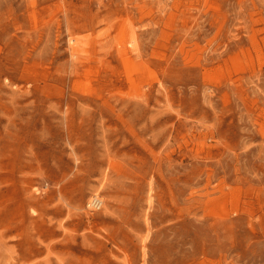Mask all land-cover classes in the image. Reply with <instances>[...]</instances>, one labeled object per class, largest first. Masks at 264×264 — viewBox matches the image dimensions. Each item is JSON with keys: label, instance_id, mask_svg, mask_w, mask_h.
Wrapping results in <instances>:
<instances>
[{"label": "rangeland", "instance_id": "obj_1", "mask_svg": "<svg viewBox=\"0 0 264 264\" xmlns=\"http://www.w3.org/2000/svg\"><path fill=\"white\" fill-rule=\"evenodd\" d=\"M0 264H264V0H0Z\"/></svg>", "mask_w": 264, "mask_h": 264}, {"label": "built area", "instance_id": "obj_2", "mask_svg": "<svg viewBox=\"0 0 264 264\" xmlns=\"http://www.w3.org/2000/svg\"><path fill=\"white\" fill-rule=\"evenodd\" d=\"M90 207L92 208V209H99L100 207H101V205H102V201L100 200V198L99 197H93L92 199H91V201H90Z\"/></svg>", "mask_w": 264, "mask_h": 264}, {"label": "bare ground", "instance_id": "obj_3", "mask_svg": "<svg viewBox=\"0 0 264 264\" xmlns=\"http://www.w3.org/2000/svg\"><path fill=\"white\" fill-rule=\"evenodd\" d=\"M97 197V196H96ZM101 200V199H100ZM102 201V200H101Z\"/></svg>", "mask_w": 264, "mask_h": 264}]
</instances>
